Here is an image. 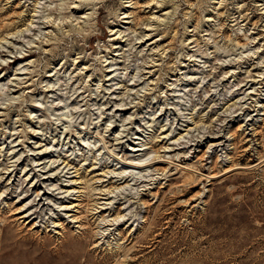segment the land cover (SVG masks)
Wrapping results in <instances>:
<instances>
[{
	"label": "rangeland",
	"instance_id": "obj_1",
	"mask_svg": "<svg viewBox=\"0 0 264 264\" xmlns=\"http://www.w3.org/2000/svg\"><path fill=\"white\" fill-rule=\"evenodd\" d=\"M0 264H264V0H0Z\"/></svg>",
	"mask_w": 264,
	"mask_h": 264
},
{
	"label": "bare ground",
	"instance_id": "obj_2",
	"mask_svg": "<svg viewBox=\"0 0 264 264\" xmlns=\"http://www.w3.org/2000/svg\"><path fill=\"white\" fill-rule=\"evenodd\" d=\"M193 178V177H192ZM123 179V178H122ZM180 190V189H179Z\"/></svg>",
	"mask_w": 264,
	"mask_h": 264
}]
</instances>
